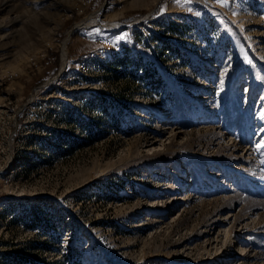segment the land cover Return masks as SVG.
<instances>
[{"label": "rangeland", "instance_id": "1", "mask_svg": "<svg viewBox=\"0 0 264 264\" xmlns=\"http://www.w3.org/2000/svg\"><path fill=\"white\" fill-rule=\"evenodd\" d=\"M262 111L264 0H0V264H264Z\"/></svg>", "mask_w": 264, "mask_h": 264}, {"label": "bare ground", "instance_id": "2", "mask_svg": "<svg viewBox=\"0 0 264 264\" xmlns=\"http://www.w3.org/2000/svg\"><path fill=\"white\" fill-rule=\"evenodd\" d=\"M64 53H65V50H64ZM65 57V56H64ZM236 141V140H235ZM247 141H249V140H247V138H243V140L241 141L240 140V142H237V143H235L234 142V145H231L230 147L231 148H234V151H237L239 148H240V146H241V143L242 142H247ZM245 145V144H244ZM256 145H258V144H256ZM244 148H246V150H243V152H245L244 154H243V152L239 155H237V154H234V156H237L238 158H241V159H245V161H252L251 160V158H253V157H251L256 151H255V149H254V147L253 146H251V145H249V144H247L246 143V145H245V147ZM255 148H256V146H255ZM256 154V153H255ZM258 154V153H257ZM258 158V157H257ZM254 159V158H253ZM256 159V158H255ZM244 167V166H243ZM173 205V204H172ZM174 206V205H173ZM156 220V219H155ZM157 220H160V219H157ZM220 222H224L223 221V219H220L219 220ZM239 231H237L236 233H232L233 234V236H238L239 235ZM231 234H229L228 236H230ZM247 237H244V240L246 239ZM232 242H234V240L233 239H231L230 240V243H232ZM247 247L246 246H239L238 247V249H237V252H236V254H234V255H232L231 257H229V258H231V259H229V260H232V259H237L239 256H243L245 253H244V250L246 249ZM248 256H253V257H255V254L254 253H249L248 254ZM238 259H240V257L238 258Z\"/></svg>", "mask_w": 264, "mask_h": 264}, {"label": "snow or ice", "instance_id": "3", "mask_svg": "<svg viewBox=\"0 0 264 264\" xmlns=\"http://www.w3.org/2000/svg\"><path fill=\"white\" fill-rule=\"evenodd\" d=\"M177 2H180V0H177ZM187 2H191V0H187ZM97 31H99V30H97ZM260 115H261L262 117H264V111H262V112L260 113ZM262 131H264V130H262ZM258 146H264V145H258Z\"/></svg>", "mask_w": 264, "mask_h": 264}]
</instances>
